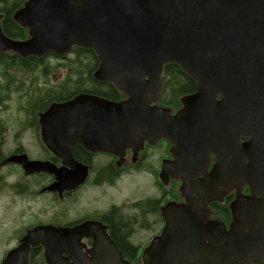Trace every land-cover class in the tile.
<instances>
[{
    "label": "water",
    "instance_id": "obj_1",
    "mask_svg": "<svg viewBox=\"0 0 264 264\" xmlns=\"http://www.w3.org/2000/svg\"><path fill=\"white\" fill-rule=\"evenodd\" d=\"M15 19L30 28L32 38L14 41L0 31V51L40 56L47 50L64 54L74 44L93 47L101 60L97 78L129 99L116 103L82 94L49 108L44 136L66 166L27 161L24 155L12 160L27 173H53L54 188L65 189L86 173L72 158L74 143L122 154L144 139H167L175 157L172 174L190 187H183L185 204L166 207L167 226L147 250L145 263L211 264L216 252L221 260L215 264L264 259V0H29ZM168 63L179 64L198 83L175 115L149 105ZM211 155L216 162L206 174ZM201 174L205 177L198 180ZM243 184L251 197L233 203L232 210L244 225L214 241L222 227L206 221V204ZM89 226L45 227L35 239L54 260L50 235L56 234L76 264H87L75 239ZM205 237L212 245L204 243Z\"/></svg>",
    "mask_w": 264,
    "mask_h": 264
},
{
    "label": "flooded vegetation",
    "instance_id": "obj_2",
    "mask_svg": "<svg viewBox=\"0 0 264 264\" xmlns=\"http://www.w3.org/2000/svg\"><path fill=\"white\" fill-rule=\"evenodd\" d=\"M5 133L6 128L4 129L0 127V195L1 197H4L5 194L3 193L4 189H6L7 191H10L12 197L14 195V197H16L25 193L34 197L33 193H31V191L29 192L31 186L36 188L41 187L42 189L37 193V196L34 198L32 197V200H34L38 198L40 194L45 192V183L42 180L45 175L44 172L26 173L21 163L10 159L12 157L26 155L28 161H44L48 159L56 165H60L62 160L60 161V159L57 158L54 159L50 155L45 156V154L44 156L31 157L28 154L27 148L24 147L19 140L16 142V140L19 139L22 134H25V132L18 131L15 138L14 135H9V133L5 136ZM241 141H245V139H242ZM78 148H81V150L87 155L83 156V154H77ZM72 154L77 162L83 164V166L87 168V175L82 184L75 189L62 191V193L64 192L63 197L66 199H70L71 197L73 199L80 198V193L86 186L98 188L102 185H114L115 181L126 173L127 169L123 163H125L126 156L129 157L130 153L129 151L124 152L123 157L120 159L115 154L90 152L81 145H74ZM166 154H168V157L164 156L162 157L163 159L161 158L162 161H160L161 166L159 172H157L158 179L161 177L165 179L164 181H166V183H168V181L171 183V179L167 178V173H162L163 162L172 159L170 148L169 153L166 152ZM131 155V164L133 167L138 166L144 168L146 166L145 161L149 159L147 151L137 153L135 157L133 153H131ZM98 158L101 159L100 162L95 161V159ZM209 161L212 165L216 159L210 157ZM12 167L18 169L21 173V177L20 175H17L14 180L7 179V172H15ZM108 167L111 168V172L107 175L103 173V170ZM5 170L6 173H4ZM168 175L170 176L171 173L168 172ZM28 178H32L31 186H29L28 181H26ZM52 178L54 179L53 176ZM154 184H156V181ZM170 188L167 190L164 189L165 191L160 193L161 196L138 199L130 203L128 206L112 204L105 210L93 209L80 217H74L71 221L63 220L46 222L43 221V218L38 219L39 216L42 217L43 215H40L43 212L41 207H36L34 209L32 206L30 208L25 207L24 210L20 209L16 215L12 214V222L15 227L17 226L16 229H14V231L12 229L7 233H1L0 264H55L49 257L48 249L43 241L38 238L35 239V232L45 227H52L58 230L62 228L75 229L80 228L83 225H90L88 227L90 230L84 232L80 237H76L75 240L80 258L85 260L87 264H144V258L148 248L157 240V238L162 236L163 230L167 226L164 215V206L169 201L163 204H157V206H150L148 204L154 201H157V203L163 202V194H166V191L170 190ZM56 192H50V194H56ZM171 194L172 193L170 192V195ZM12 197L10 201L11 203ZM182 201L184 200L180 198L177 202ZM128 209L135 210V212L127 213ZM150 214L154 217L153 220L148 221L147 218ZM228 217L227 221L222 222L224 230H229L234 225L242 226V222L237 220V222H235L232 220L231 214H228ZM114 226L121 227V232L125 235L127 246L121 245L113 236ZM140 232H143L144 234L140 235ZM50 236L54 237V248L55 251H57L55 259H60L67 264H76L68 252L66 245L60 241L58 236L56 234H51ZM103 242L107 245L109 244L113 252L104 246ZM205 244L209 245L208 239H205ZM100 251H102V253H100ZM217 259H220V257L216 256V260Z\"/></svg>",
    "mask_w": 264,
    "mask_h": 264
},
{
    "label": "trees",
    "instance_id": "obj_3",
    "mask_svg": "<svg viewBox=\"0 0 264 264\" xmlns=\"http://www.w3.org/2000/svg\"><path fill=\"white\" fill-rule=\"evenodd\" d=\"M28 0H0L1 27L3 33L14 40H27L30 38L28 28L20 26L14 19V14L22 8ZM99 58L92 48L72 46L67 54H57L47 51L41 56L29 55L22 57L13 52H0V103L5 100L10 92L28 95L23 110L27 112L29 126H35L37 115L45 111L54 102H63L77 94L85 93L119 102L127 98L112 83L99 81L95 78V72L99 66ZM63 71L61 77L55 81L51 79L59 71ZM17 75H20L17 77ZM162 89L159 102L167 108L177 109L180 106L179 98L192 94L196 90V82L188 76L179 65L167 64L164 67L161 78ZM29 84V85H28ZM9 96V95H8ZM77 154L87 155L77 149ZM55 159V158H54ZM57 162V161H56ZM111 168L103 170L110 174ZM175 197V195H173ZM233 195L226 196L222 203L213 202L209 207L220 214L225 220L229 214V202ZM157 201L148 205L157 206ZM120 226L113 227V236L121 245H126L125 235ZM130 248V247H128ZM264 264V262L260 263Z\"/></svg>",
    "mask_w": 264,
    "mask_h": 264
},
{
    "label": "rangeland",
    "instance_id": "obj_4",
    "mask_svg": "<svg viewBox=\"0 0 264 264\" xmlns=\"http://www.w3.org/2000/svg\"><path fill=\"white\" fill-rule=\"evenodd\" d=\"M63 71H59L54 76L51 77L57 82V80L61 77ZM2 68L0 67V78L2 75ZM20 75H17L19 77ZM4 79V77H2ZM0 82L2 80L0 79ZM29 85V84H28ZM9 95V96H8ZM8 96V97H7ZM7 99L2 100L0 103V127L6 128V134L15 135L18 131L25 132L22 134L19 139L20 143L23 144L24 147L27 148L28 154L31 157L38 156H46L44 152V146L42 144V138L39 135L40 128L35 124L34 128H25V126L29 125V118L27 116V112L23 110V105L27 101V97L23 98L19 93L10 92L6 94ZM37 120H35L36 122ZM37 123V122H36ZM40 126L41 132L43 130L44 122L42 117H40ZM43 125V126H42ZM23 130V131H22ZM149 159L145 161V167L141 170L135 169L131 164L132 155L129 154V157L126 156V161L123 163L125 165L127 171L122 175L119 179H117L114 185H102L98 188H91L90 186L84 187L82 192L80 193V198H70L66 199L63 197V193L56 192L53 194L50 192L47 185L50 183V178L47 175H44L42 178L45 183L44 193L40 194L38 198L32 200V195L25 193L16 197H12L10 191L4 189L5 196L1 197L0 195V236L1 233H7L10 230L16 229L13 224L12 214L16 215L20 209H25V207H32L35 209L36 207H41L43 212L42 215L38 217V219H42L43 221H71L74 217H80L83 214H87L88 211L97 209V210H105L108 206L112 204L116 205H124L128 206L130 203L144 198H154L161 196L162 189L169 191L174 189L173 183H166V181L161 184L158 179V173L161 166V158L168 157L167 146L165 144H160L155 148L147 150ZM163 159V158H162ZM95 161L100 162L101 159H95ZM15 171H9L7 174V179L14 180L16 176L21 173L17 168L12 167ZM5 174V175H6ZM168 178V175H167ZM164 181V178H161ZM28 185H32V178H28ZM155 181H158L159 187H156ZM6 188V187H5ZM32 188V189H31ZM29 192L33 193L34 197L37 196V193L42 189L41 187L36 188L31 186ZM160 189V192H159ZM2 194V195H3ZM12 197V203L11 201ZM33 197V198H34ZM240 198L236 199V202H239ZM135 212V210L128 209L127 213ZM153 215H148V221L153 220ZM24 220V219H23ZM159 221V220H157ZM12 231V232H13ZM10 234V233H9ZM8 234V235H9ZM144 234L140 232V235Z\"/></svg>",
    "mask_w": 264,
    "mask_h": 264
}]
</instances>
